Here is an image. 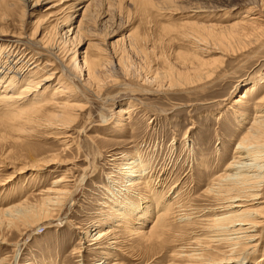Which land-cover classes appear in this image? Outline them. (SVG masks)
Returning a JSON list of instances; mask_svg holds the SVG:
<instances>
[{
    "label": "rangeland",
    "instance_id": "obj_1",
    "mask_svg": "<svg viewBox=\"0 0 264 264\" xmlns=\"http://www.w3.org/2000/svg\"><path fill=\"white\" fill-rule=\"evenodd\" d=\"M35 1L32 0L31 4L33 5ZM86 1L82 0L81 4L79 0L75 2L77 5L74 10L77 12L74 15L75 22L76 19L77 21L80 19ZM262 1L264 0H184L181 6L161 10L159 15L155 12L157 9H153L150 4L125 1L121 5L116 2L114 6H103L108 14L103 27H99L100 23L97 28L92 24L91 27L86 25L82 38L72 44L65 40L66 32L71 29V23L68 11L64 7L73 2L47 0L34 10L25 5L24 0H0V45L8 47L5 55L24 61L27 60L24 56L28 53L33 55L35 50L40 54L39 64L44 69L42 73L52 70L55 72L56 78L54 77L53 83L57 82L63 73V64L66 63L64 57H68L76 50H80L81 54L89 51V55L92 56L96 51L95 47L105 46L103 49H109L107 53L112 56L114 53L112 48L121 38H126L125 44L129 48H125L128 54L124 56L125 63L122 62L123 66L126 64V70L115 61V70L108 74L106 72L110 76L107 77L109 79L103 78L101 84L96 85L98 87H93L92 93L84 89L79 74L73 71L72 79L76 89L74 98L81 110H78L80 114L78 120L69 128L62 130L63 136L68 140L67 145L62 142L65 139L57 135L62 133L60 130L40 125L26 126L28 132L21 131L9 124L8 115L6 117L3 108L0 109V262L2 264H107L103 256L112 264H170V254L176 249L178 242L165 246L158 243L151 245L146 243V240L134 238L129 230H125L123 225L125 220L120 221L121 214L125 211L129 212L133 202L140 198V188L128 186L120 175L119 164L127 163L139 153L143 155L142 161L150 167L145 177L152 176L156 188H166V190L176 188L171 191L172 198L183 188L180 200H192L191 203L194 205H191L195 209L196 206L208 207V202L203 197V199L199 198L200 195L203 196L205 184L190 182L202 171L211 176L221 174L224 165L236 156L240 129L241 126H246L239 117L243 105L246 104V108H249V115L253 114L254 109L255 111L264 109L262 103L261 105L257 103L262 94H250L252 96L247 100V102L250 100L248 103L234 104L244 92L243 87L250 85L264 74V48L260 50L261 42L256 43L264 31L262 30L264 21L261 22L262 28L259 32L250 31L251 34L242 35L241 33H244L242 31L241 35L232 34V36L236 35L234 40L237 36L240 40L238 46L235 44L236 51L227 50L230 55L227 52L224 56L219 53L211 55L213 60L217 59V63L205 68L196 81L198 84H212L211 90L194 93L190 91L192 87L189 89L174 87L168 91L160 90L162 92L159 93L153 77L156 73L164 71L167 65L163 60L165 58L169 59H167L169 63L178 65L177 69H183L184 66H181L183 59L178 55L181 52L188 55L192 53L191 59L196 62L199 58L208 60L206 51L210 48L206 47V44L198 48V45L196 47V44L182 38L181 33L189 29L185 25L190 28L196 27L199 23L201 25L197 27L200 28L205 23L223 26L239 17L240 13L252 8L254 10L259 8L257 11L263 12L264 7L260 5ZM53 3L62 10H47ZM51 12L53 14H50ZM163 27L166 33L163 32ZM88 29H91V32ZM36 30L38 34H35ZM220 30L216 31L217 34L221 33ZM134 33L143 41L140 42L139 49L130 50L127 37ZM227 33H223L224 37H232ZM240 36L245 37L244 40ZM41 37L57 41L56 51L60 53L63 51L61 55L57 53L62 60H56L39 46L27 44L30 42L37 44ZM69 37L73 36L70 34ZM31 38L38 39L34 41ZM234 40L229 38L225 41L231 43ZM102 41L103 44L100 43ZM89 46H94V49ZM142 49L144 52H141ZM258 49L259 52L255 51ZM202 52H205L204 55H201ZM233 52L236 54L232 55ZM248 52L255 53V56L248 54L253 57L249 58L250 60L241 57ZM194 55H197V60ZM119 56L122 55L119 53ZM194 60L188 63L190 64L191 61L196 63ZM105 69L110 70V67L106 64ZM208 69L215 71L216 76L205 78L204 73L209 71ZM25 71L26 68L22 69L21 74ZM121 108L127 111V115H124L123 121L120 122L118 112ZM186 132L189 137L187 138L189 141L186 139L187 146L184 144ZM249 144L264 156L263 135L251 139ZM188 145H191L190 149ZM202 158L206 159L203 164ZM52 159L54 163L48 168L42 166ZM205 166L208 170H205ZM61 178L63 182L59 188L67 192L64 196L65 200L61 205L49 203L45 206L43 209L50 214V217L46 220L41 219L39 217L43 210L41 204H44L46 199L54 197L45 194V191L54 186L55 180ZM262 194V200L255 201L258 204L253 206L262 208L264 212V192ZM21 203L24 206L28 205L27 207H36V217L29 226L19 224V221L17 223L6 214L9 208ZM138 211L135 210L136 214ZM181 215L179 213L178 218ZM261 217L263 219L261 218L260 221H263L264 213ZM139 218L142 219L140 216ZM134 219H131L132 225L137 223ZM180 223L181 220L176 217L174 225L177 229L185 227L183 224L185 222ZM96 229L103 231L105 235L91 241L90 236L94 235ZM194 229L197 231V228ZM189 230L190 233L185 235L187 237L199 233L193 232L191 228ZM258 232H262V236L259 253L253 258V260L257 259L256 262L264 259V225ZM102 252H105V255H102ZM260 264H264V260Z\"/></svg>",
    "mask_w": 264,
    "mask_h": 264
},
{
    "label": "bare ground",
    "instance_id": "obj_2",
    "mask_svg": "<svg viewBox=\"0 0 264 264\" xmlns=\"http://www.w3.org/2000/svg\"><path fill=\"white\" fill-rule=\"evenodd\" d=\"M24 1L26 2L25 5H28L29 8L32 7L31 9H34L36 7H39V4L41 5V3L44 2L46 3L47 0H36L33 5L31 4L32 0H24ZM58 1L59 0H57V2ZM66 1L73 2L72 4H69L66 7H64V9L68 11V16L70 19L69 21L71 23V29L66 32L65 40L66 42L68 41L72 44L77 43L79 39L82 38V32L85 30L84 27L87 26L91 27L90 24H92L97 28V25L99 23H100L99 25H101L99 27L104 26V22H106L105 19L108 17V14L106 13L107 11L106 12L104 11L106 10V8L104 9L103 6L104 7H107L108 5L112 6L116 2H119L122 5V3H124L125 1L126 2L128 1V3L141 2L147 5L148 4L152 5L153 9L155 10L157 9V11L155 12H157V14L158 13L160 14L161 10L163 11V10L173 9V7H179L181 6V4H184L182 3L184 2V0H91V1L87 0L86 1L87 4L84 3L85 6L82 8L83 11L80 15L81 16L80 19L78 21L76 19L75 22L74 15L77 13L74 11L77 8L75 2H77L78 0H66ZM81 2L82 0H79V4H81ZM260 5L264 7V1H262ZM57 9H58V5L53 3L52 7L48 8L47 10H57ZM194 9L195 7L193 8V10ZM257 9L254 10L252 8L243 13H240L241 15L239 14V17H237L235 20L233 19L229 21L226 25L221 26L222 24H220L219 26L221 27H219L216 24L218 28L216 27L215 24L211 25L209 23L203 24L201 28L197 27L199 26L200 23L196 25V27L192 26L191 28L187 27L188 25L187 26L185 25V27L189 28L190 30L188 29L186 31H183L181 33L182 38L184 37L188 40V42L196 44V47L198 45V48L199 46L201 47V45L206 44V47L210 48L208 51H206V53L208 54V60L204 61L203 58L202 61L198 57L200 60L198 59V61L196 62L194 59H191L192 56H190V54L192 55V53L188 55L187 53L181 52L178 55L182 57L183 60L181 66L184 67L183 69L180 70L177 69L178 65L176 64L173 65L172 62L169 63L168 58H167L168 60L166 58L163 59L164 63L167 64L165 66L164 71L160 73H156L155 77H153L154 83L156 82V85L155 84L154 85L157 87L156 89H159V91L158 90L157 91L160 93L162 92L160 90L167 89L168 91L174 87L177 88L186 87L187 89L192 87L190 91H193L194 93H205L206 91L211 90V88L213 87L212 84H208V83L198 84L196 82L197 79L199 78L200 74L204 71L205 68H207L210 64L217 63L216 61L217 59L214 58L215 60H213V58H211L212 57L211 55L219 53L224 56L225 52L229 54L230 49H235L236 51L237 48H235V44H237L238 46L239 44L238 42L240 38H238L237 36L236 38L238 39L235 38L234 40V37L236 35L232 36V34L243 35L246 33L247 35L250 31L251 33H253L252 31L255 32L257 30L259 32V29L262 28V26H260L261 22L264 21V10L263 12H261L262 10L257 11ZM58 10L61 11L62 8ZM73 11L74 14L72 13ZM50 14H53V12H51ZM218 29H221L220 30L221 33L219 32L220 35L219 33L217 34ZM263 29L264 28H262V30ZM168 30L171 31V29L169 28ZM61 31H63V29ZM242 31L244 33H241ZM163 32L166 33L165 27H163ZM223 33L225 34L227 33V35L229 34V36L232 37H224ZM35 34H38V30H36ZM35 34L34 36L36 37ZM70 34L73 36L72 38L69 37ZM106 34L107 33H105V35ZM259 34H261V32ZM229 38H232L234 42L227 43L226 41ZM244 38L242 39L244 40ZM37 39L38 38L36 39L31 38V40L34 41H37ZM127 40L129 41L127 43L129 44L130 50L131 48L132 49L138 48L140 42L143 41V39L139 36L137 37L135 33L134 35L130 34L127 37ZM37 42H38L37 44L34 42H30L27 44L28 45L30 44V46L31 45L39 46L40 48L47 51L49 55L55 57L56 60L59 61L62 60L58 56L61 55L63 51L61 53L60 51H56L58 47L56 40L41 37L40 39H38ZM103 42L104 41L100 43L103 44ZM258 42H261L260 50L263 49L264 31L259 36V39L257 40L256 43L258 44ZM125 43H126V38H121V40H117L116 45H114L113 43L112 45L114 46L112 50L114 53L112 56L107 53L109 49L108 50L103 49L105 47L104 45L103 48L97 45L98 47L97 48L95 47L96 51L94 50L95 52L92 56L89 55V51L88 52L86 51L82 54L80 50H76L74 53L72 52L69 55L66 53L68 57L63 56L66 62L65 64H63L64 66L63 73L55 83H53V80L54 77L56 78V76L53 70L45 71L42 73L44 69H42L39 64L40 54L37 53L35 50L33 55L28 53L27 56H24L27 60L24 59V61L22 60L20 61V59L17 60L16 58H13V56L11 55H5V52L8 47H6L3 44L0 45V55H3V57H0L1 60L0 61V109L3 108L2 111L3 113H5L4 115H6V117L8 115L10 121L9 124H11L15 128L16 127L19 128L21 131H26L27 129L25 128L26 126H40V125H43L47 128L60 130L62 133H57V135L58 137H61V139H65L62 142L64 145H67L68 140L66 137L63 136L64 133L62 130L69 128L70 125L73 122H76L80 117L79 116L80 114L78 113L79 112L78 110L80 109L79 103H76V99L74 98L76 89H74L75 84L73 83V79H72V77H74L73 71L79 74V78L82 81L84 89L92 93L93 87L94 88L98 87L96 85L101 84L103 78L109 79L107 77L110 76H108L107 74L115 70V65H114L115 61H117L119 65H122L123 64L122 62L125 63L124 56L125 54H128L126 53V49H125L128 47ZM80 45L77 46L79 47ZM93 47L89 46V48H91L92 50L94 49ZM238 49L240 50V48ZM255 51L259 52V49ZM262 51H260V53ZM141 52H144V50L142 49ZM238 52L237 54H239ZM242 52L240 54H242ZM57 53L60 54L58 55ZM119 53L122 56H119ZM203 53L205 52H202L201 55H204ZM233 53L234 54L232 55L236 54L235 52ZM250 53L248 52L240 56L248 59L249 58L252 59L255 56V53L254 54L253 52L251 53V55L253 54V57L251 55H248ZM194 56L197 60V55ZM220 59L224 60V58H220ZM190 60H194V62L196 63H193L191 61L192 64L191 63L189 64L188 62ZM220 61L221 60H219V62ZM106 64L110 67V70L105 69ZM189 65L192 66V68ZM122 67L126 70V64H124V66L122 65ZM24 68H26V71L21 74V71ZM208 70L209 71H206V73H204L205 78H212L216 76L217 73L215 71H213L212 69H208ZM224 73L226 74V71H224ZM243 88H244L243 89L244 92L241 94V96L238 99L234 101L235 105L246 103L249 97L252 96L250 94H254V95L262 94L259 96V100L257 103H260V105L262 103L264 105V74L263 76L261 75V77L258 80L252 81L250 85L248 86L246 85ZM260 90L263 91L260 92ZM202 95L208 96V94L207 95L202 94ZM246 107L247 106L245 104L240 109L242 110V113L240 114L239 117L242 119L243 121L242 123L244 125L246 123V126H241L240 129L241 135L239 134L240 139L238 141L236 147L237 149L235 152L236 156L233 157L232 160H230L231 162L224 165V169L222 168L223 172L221 174H217V175L214 174L215 176H211L209 174H206V172L204 174V171H202V173L199 174L196 179L193 178V180L190 182V183L197 182L199 185L203 183L205 184L203 185V187L206 186L205 190L202 192L203 196L200 195L199 198L200 199L204 198L206 202H208L207 205L208 207L199 208L198 206H196L197 208L195 209L194 206H192L194 205V203L193 204L191 203L192 200L190 201L188 199L180 200L179 197L182 195L181 190H183V188L180 191L178 190L179 192H177L175 194V197L173 198L171 191L176 188H171L169 190H166V188L163 189L161 187H160L161 189L156 188L154 186L155 183H153L152 181V176L145 177L146 171L150 167L148 164L142 161L143 159H141V156L143 155H140L139 153H137L135 157H133V159L131 158V160L127 161V163L119 164L120 165L119 171L121 172L120 175L123 177V180L128 184V186L135 188L137 187V189L138 187L140 188L139 191L140 198L136 199L135 203L133 202V204L130 206L131 208L129 209L130 210L129 212L125 211L121 214V216L119 217L120 221L125 220L123 224L125 225V230H129L130 233L133 236H135L134 238L137 237V238H141L144 241L146 240V243H149L151 245H153L154 243L156 244L158 243L159 245L165 246V244H172L173 242H178V246L175 247L176 249L172 250L171 252L172 254H170L171 255V262H169L170 264H248L250 262H254L253 264H260L264 260L262 259L260 262H256L257 259L253 260V258H255V256H257L259 253V245L261 243L260 237L262 236V232L259 233L258 230L264 225V220L260 221V219L262 218L261 216L264 213L263 209L258 207L256 208L253 206L256 205L257 203V202L255 203V201L262 200L263 198L262 192H264V163H263L264 156L263 154L260 155L261 153L254 147L250 146L249 144V142L253 138H257V137L260 138L262 135L264 137V109L260 110L261 109L260 108L256 111L254 109V111L252 112L253 114L252 115L250 114L251 115L250 116L249 108ZM124 115H127V111L121 108L120 111L118 112V120H120V122L123 121ZM249 116L251 117L250 120H249ZM187 134L188 132L185 133V140H184L185 146H187V140H188L187 138H189ZM188 146L190 149L191 145ZM205 160L206 159L203 160L202 158L201 163L203 164ZM53 161L54 159L50 161H46L45 162L46 164L42 166L44 168H48L51 164L54 163ZM206 169L208 170V168H206L205 166V170ZM62 182H63V178L55 180L53 183L55 187L54 186L51 188L49 187L45 191V194L54 195V197L53 198L50 197L46 199V202L44 204H41L42 209L45 206L49 205V203L50 205L51 203L56 205H61L64 202L65 200L64 196L67 194V192L59 188V185ZM184 185L186 184L184 183ZM174 187H176V185ZM22 204L23 203H21V205H17L14 207L12 206L7 210L6 214H9L10 217L13 220H15L17 223L19 221L20 222L19 224H22L24 226L26 225L29 226V224H31V222L35 219L37 210L36 207L35 208L27 207L28 205L24 206ZM135 210H139L137 212L138 214H136ZM179 213L182 214L180 218H178ZM139 216L142 217V219L139 218ZM39 217H41V219L46 220V218L50 217V214L43 209ZM176 217L178 220H181V223L185 222L183 223L185 227L183 226L182 228L178 227L179 229L175 227L174 221L176 220ZM132 218L133 219L135 218L134 220H136L137 222L134 225L131 224ZM193 227L197 228V231H195ZM190 228L192 229L193 232L195 231L199 233L194 234L195 236L193 237L185 236L186 233L187 234L190 233L189 230ZM193 232H191V234ZM104 235L105 234L103 233V231L96 229L94 231V235L90 236L91 241L98 240L99 238H102ZM102 255H105V252H102ZM103 257L105 263L107 262V264H112L111 261L108 262V259L105 258V256ZM0 264H2V262H0Z\"/></svg>",
    "mask_w": 264,
    "mask_h": 264
}]
</instances>
